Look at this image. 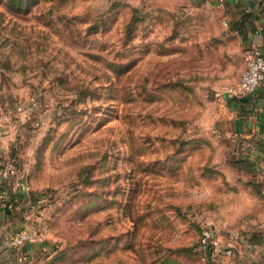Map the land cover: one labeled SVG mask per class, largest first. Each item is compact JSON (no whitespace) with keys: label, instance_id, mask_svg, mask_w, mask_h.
Instances as JSON below:
<instances>
[{"label":"rangeland","instance_id":"374dc122","mask_svg":"<svg viewBox=\"0 0 264 264\" xmlns=\"http://www.w3.org/2000/svg\"><path fill=\"white\" fill-rule=\"evenodd\" d=\"M223 17L215 0H0V160L44 197L38 264H256L238 243L264 183L202 122L243 68ZM206 226L231 255L202 258Z\"/></svg>","mask_w":264,"mask_h":264},{"label":"crops","instance_id":"0c3cea01","mask_svg":"<svg viewBox=\"0 0 264 264\" xmlns=\"http://www.w3.org/2000/svg\"><path fill=\"white\" fill-rule=\"evenodd\" d=\"M221 7L224 23L238 33L236 43L240 45L238 50L243 48L244 68V49L250 41H256L264 50V0H225ZM240 71L230 81L210 85L202 122L216 133L217 139L223 136L230 143L229 156L239 159L237 163L244 171L264 183V81L253 93L235 97L224 88L238 81ZM1 169L0 166V264H38L43 248H46L43 239L28 241L22 246L11 243L17 230H35L34 212L26 200L27 194L14 193ZM262 225L250 239L238 243L243 258L253 259L256 264H264Z\"/></svg>","mask_w":264,"mask_h":264},{"label":"built area","instance_id":"2783aa9c","mask_svg":"<svg viewBox=\"0 0 264 264\" xmlns=\"http://www.w3.org/2000/svg\"><path fill=\"white\" fill-rule=\"evenodd\" d=\"M218 5L222 6L225 0H217ZM264 81V50L256 41L250 43L244 49V68L237 82L226 85L225 91L235 97H243L253 93ZM2 105L0 104V113ZM0 166L4 177L9 179L14 193L24 192L27 194V202L31 208L43 204L44 197L30 196V184L26 175L20 171L16 162L0 160ZM41 234L37 230L20 229L11 237L14 246H22L28 241H40ZM198 249L204 260H214L221 255H231L233 244L225 243L220 232L213 226L204 227L197 239Z\"/></svg>","mask_w":264,"mask_h":264}]
</instances>
